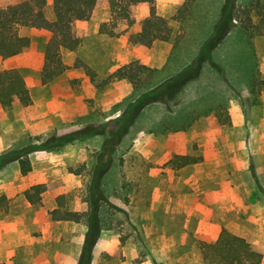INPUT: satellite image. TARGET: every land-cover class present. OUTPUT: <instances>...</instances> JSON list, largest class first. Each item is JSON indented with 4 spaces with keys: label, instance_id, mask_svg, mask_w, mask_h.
Wrapping results in <instances>:
<instances>
[{
    "label": "rangeland",
    "instance_id": "1",
    "mask_svg": "<svg viewBox=\"0 0 264 264\" xmlns=\"http://www.w3.org/2000/svg\"><path fill=\"white\" fill-rule=\"evenodd\" d=\"M158 1L159 15L171 20L185 0ZM190 1L194 13L176 49L172 42L129 47L127 36L137 26L108 25L117 36L101 34L109 13L95 10L93 20L75 24L80 47L62 54L67 70L47 85V98L39 72L48 36L19 31L31 47L11 64L18 66L32 97L26 106H0V155L28 151L32 170L21 176L17 160L0 169V197L7 200L6 210H0V263L29 264L24 250L33 253L31 258L44 254L51 264L81 252L85 225L51 223L47 214L59 196L69 211L87 209V183L99 157L106 163L102 187L111 206H105V217L112 230H104L95 244L96 264H202L198 243H208L223 229L234 235L250 232L264 242V89L257 98L250 93L252 79L264 82V38L232 36L224 41L223 32L214 38L223 0ZM147 15L148 8L139 6L136 21ZM48 18H53L51 12ZM170 27L174 34L179 31L175 21ZM210 43L191 81L175 96L141 109L134 127L117 144L126 107L139 94L125 82H106L108 77L138 62L159 71V81L168 79ZM219 105L227 112L228 125L215 117ZM182 112L192 121L185 131L150 132L167 115ZM73 133L75 139L60 140ZM175 155L201 162L172 170L167 163ZM82 166L81 175L68 171ZM37 182L51 188L42 195L41 207H31L22 193ZM16 230L23 235L16 238Z\"/></svg>",
    "mask_w": 264,
    "mask_h": 264
},
{
    "label": "trees",
    "instance_id": "2",
    "mask_svg": "<svg viewBox=\"0 0 264 264\" xmlns=\"http://www.w3.org/2000/svg\"><path fill=\"white\" fill-rule=\"evenodd\" d=\"M156 0H23L20 3L0 4V58L8 59L21 55L29 50L30 40L19 34L21 29L42 30L49 33L50 38L45 45L42 55L40 84L47 85L63 75L67 67L62 61L63 52H75L80 47V39L76 36L75 24L88 21L93 11L105 9L109 13V22L100 26L99 32L110 37L117 36L107 26L117 27L124 23L127 27L139 26V31L127 36L128 43L133 47L150 48L153 43L172 42L176 49L185 37L183 30L192 19L193 2L185 0L171 20L158 16L155 11ZM141 5L148 8V15L141 21H136V11ZM52 13V20L48 18ZM170 21L179 25V31L174 34ZM223 32V40L236 36L246 41L264 38V0H223L219 20L213 27L212 35L219 38ZM211 38V37H210ZM208 44V43H207ZM203 46L199 55L185 69L174 76L159 81V71L131 62L116 69L106 82H125L139 96L128 104L125 110V120L115 136L117 144L136 122L137 117L149 105L164 101V97H173L179 93L195 76L204 54L211 43ZM255 87V88H254ZM264 89V82L258 83L252 79L250 93L257 98ZM29 105L31 103L25 81L18 69L0 72V106L10 108L15 104ZM139 114L137 115V113ZM215 117L220 125L230 123L227 112L222 105L215 110ZM136 114V115H135ZM168 116V115H167ZM164 117L156 125L155 134L175 133L185 131L191 126V115L182 112L179 115ZM193 120V119H192ZM102 127L101 129H103ZM102 131V130H101ZM96 131L88 133L93 135ZM75 133L61 137V141L75 139ZM28 151H8L0 155V169L9 161L17 160L21 176L28 175L32 168L26 158ZM100 161L90 172L87 183L89 197L87 209L82 212L69 211L65 208L63 196L56 198V208L48 212L51 222H69L84 224L86 231L77 264H91L93 249L104 230H112L105 217L109 206L103 189V178L106 175L105 165ZM201 162V158L190 156H172L167 165L172 170H181ZM86 167L77 170L69 169V173L81 175ZM51 188L50 184H38L23 191L22 195L32 207L42 206V195ZM98 190V192H96ZM7 207L5 197H0V210ZM111 207V206H109ZM197 249L202 264H260L261 255L251 249V245L243 238L221 230L218 238L211 242H199ZM4 264V263H0Z\"/></svg>",
    "mask_w": 264,
    "mask_h": 264
},
{
    "label": "crops",
    "instance_id": "3",
    "mask_svg": "<svg viewBox=\"0 0 264 264\" xmlns=\"http://www.w3.org/2000/svg\"><path fill=\"white\" fill-rule=\"evenodd\" d=\"M157 1V5L155 4V9L157 10V15L158 16H160L159 15V5H158V3H159V1L158 0H156ZM169 1H171V2H177V3H179V4H181L184 0H169ZM1 3H3V0H0V4ZM9 4H13V3H9ZM2 6H3V4H1ZM5 5H8V4H5ZM168 10L169 11H171V12H174L175 11V8L173 7H168ZM94 14H95V12L93 11L92 12V14H91V19L93 20L94 19ZM50 19V18H49ZM50 20H52V19H50ZM85 22H87V21H85ZM85 22H77V24H80V23H85ZM109 22V21H108ZM107 22V23H108ZM121 24H124V23H121ZM135 26H137V25H135ZM138 27V31H139V26H137ZM32 32H34L35 34H47V36H48V38H47V40H46V43L48 42V40H49V38H50V35H49V33H47L46 31H42V30H34V29H30ZM137 31V32H138ZM136 32V33H137ZM116 37V36H115ZM46 43H45V45H46ZM155 43H157V42H155ZM155 43H153V45L155 44ZM159 43H161V42H159ZM128 46L130 47H133L131 44H129L128 43ZM30 47H31V42H30ZM30 47H29V49H30ZM135 49H143L144 47H134ZM145 49H148V48H145ZM64 53V52H63ZM62 53V54H63ZM69 53H73V52H69ZM22 55V54H21ZM20 57V55H18V56H15V57H12V58H8V59H1L0 58V63H1V65H0V72H2L3 70H10V69H16L18 66H13L11 63L13 62V60H16V59H18ZM42 64H43V61H42ZM41 68H42V66H41ZM40 72H41V69H40ZM40 72H39V75H40ZM40 77V76H39ZM40 80V79H39ZM48 85V84H47ZM47 85H42V90H43V94H44V96H45V98H47V96H50L49 95V93L47 92ZM28 90V89H27ZM28 94H29V97L31 98L32 97V94L28 91ZM31 100V99H30ZM30 174V173H29ZM28 174V175H29ZM24 177H26V176H24ZM38 184H40V182H37V183H34V184H30V185H28L24 190H26L27 188H29V187H31V186H34V185H38ZM23 190V191H24ZM22 197H23V195H22ZM23 199H24V197H23ZM25 204H27V205H29L27 202H26V200L24 199V201H23ZM30 206V205H29ZM32 207V206H31ZM51 222V221H50ZM51 223H55V222H51ZM56 223H69V222H56ZM71 224H73V223H71ZM77 225V224H76ZM14 235H16V238H18V235L19 236H21V235H23V233L21 232V231H18V230H16L14 233H13ZM220 234V233H219ZM218 236L219 235H216L215 237H213L212 238V240H210L208 243H211V242H213V241H215L217 238H218ZM237 236H239V237H241V238H243L246 242H248L250 245H251V249L254 251V252H256V253H258V254H260L261 255V262H260V264H264V242H258V241H256L255 240V237H254V235H252V233H250V232H246V233H243V234H240V235H237ZM75 242H76V240H75ZM80 242H82V243H80ZM99 242L100 241H97V243H96V247L98 246V244H99ZM113 242H115L116 244H117V240H115V241H113ZM79 244H81V246L80 247H82V244H83V240L81 239V241L79 240ZM96 249V248H95ZM76 250L77 249H75V252H76ZM131 250V252L132 251H134V250H132V249H130ZM95 251V250H94ZM74 252V251H73ZM24 254H23V257H28V258H30L31 259V261H30V263L29 264H51V262L50 261H47V259L45 260L44 258H45V255L43 254H40V255H37V254H35V257L34 258H31V257H29V256H32L33 255V253H31V252H29V251H26V250H24V252H23ZM80 252L78 251L77 253H76V255L74 254V253H72V255L70 256V257H67L66 255H64L63 257L61 256V259L58 261V263L57 264H77L76 263V261L78 262V260H77V257H78V254H79ZM37 255V256H36ZM125 256V255H124ZM96 261H97V259H96V256H95V254L93 253V259H92V263L91 264H96Z\"/></svg>",
    "mask_w": 264,
    "mask_h": 264
}]
</instances>
